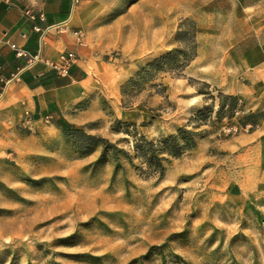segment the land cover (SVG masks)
I'll return each instance as SVG.
<instances>
[{"label": "rangeland", "instance_id": "rangeland-1", "mask_svg": "<svg viewBox=\"0 0 264 264\" xmlns=\"http://www.w3.org/2000/svg\"><path fill=\"white\" fill-rule=\"evenodd\" d=\"M128 2L81 28L96 57L81 82L29 107L0 99V264H264V171L236 143L264 112L155 64L193 27L196 51L198 35L264 36V0ZM179 128L194 146L147 174L134 138ZM72 130L97 140L81 149Z\"/></svg>", "mask_w": 264, "mask_h": 264}, {"label": "crops", "instance_id": "crops-1", "mask_svg": "<svg viewBox=\"0 0 264 264\" xmlns=\"http://www.w3.org/2000/svg\"><path fill=\"white\" fill-rule=\"evenodd\" d=\"M108 1L82 0L77 7L72 8L70 0H0L2 101L17 99L19 107H29V103L34 105L40 104L45 98L53 99V94L69 88L74 82H81L86 75L82 66L90 58H96L93 46L77 47L73 35L62 32L66 31L64 27L67 25L72 29L78 27L92 32L95 21L112 11L110 7L120 11L130 2L112 0L114 6H108ZM26 9L31 10L34 19L25 15ZM39 12H43L42 20L38 17ZM34 27L40 30L52 27L43 43L40 42V33L33 30ZM240 31H231L230 40L224 42L219 39L220 44L214 38L198 35L195 58L187 67L189 75L222 93L241 97L252 111L264 112V36L244 35ZM9 44L23 48L30 54L41 50L42 56L50 60L56 59L64 50H72L79 60L72 67L67 84L66 78L56 77L42 64L19 74L18 70L24 60L15 58ZM241 76H245V81L239 79ZM58 99L56 102L61 103L62 99ZM27 107L24 109L28 110ZM236 143L243 146L244 152L257 163L258 169L264 171V120L255 129L238 135Z\"/></svg>", "mask_w": 264, "mask_h": 264}, {"label": "trees", "instance_id": "trees-1", "mask_svg": "<svg viewBox=\"0 0 264 264\" xmlns=\"http://www.w3.org/2000/svg\"><path fill=\"white\" fill-rule=\"evenodd\" d=\"M188 40L190 41V47L186 50H176L170 53H167L164 57L156 61L155 64L161 63L163 61L167 62L169 67L168 71L181 72L183 68H186L189 63L195 58L196 55V30L191 28ZM188 42V41H187ZM66 84L69 83V79H65ZM226 102L232 106L235 102V97L220 94ZM220 106L219 108H221ZM246 121L251 123V126L255 128L258 125L259 120H264V113L249 114L245 118ZM70 138L81 148L86 149L89 146H92L93 143L97 140L93 136L84 134L80 130H72L68 134ZM194 134L186 130L185 128H179L176 134L169 135L165 138L158 140L156 143L148 141L144 136L135 137L132 144V150L134 152V158L140 162V164L145 167L147 174L153 176H161L164 172L165 156L171 158H178L183 150L190 149L194 146ZM103 144V153L107 152L109 148L114 151L113 156L116 159V153L119 151L117 148L109 144L106 140H99Z\"/></svg>", "mask_w": 264, "mask_h": 264}, {"label": "built area", "instance_id": "built-area-1", "mask_svg": "<svg viewBox=\"0 0 264 264\" xmlns=\"http://www.w3.org/2000/svg\"><path fill=\"white\" fill-rule=\"evenodd\" d=\"M70 1L72 3V8H75L80 4L82 0H70ZM25 15L28 16L30 19L35 18L34 15L31 14L30 9L25 10ZM38 17L42 20L43 12H39ZM49 29H52V27L47 28L46 30H40L37 27L33 28L35 32L40 33L41 43L44 42V38L46 34L49 32ZM53 29H57V27H53ZM70 33L73 35V38L75 40V45L77 47L85 46L86 34L83 32V30H81V28L71 29ZM9 47L13 51L15 58L24 60L23 66H21L18 70L19 74H21L25 70L32 69L38 64H42L47 69L52 71L56 77L69 78L72 67L75 66L79 60V57L72 50H64L60 54H58L56 59L50 60L42 56L41 50H39L34 54H30L29 52L25 51L23 48H20L14 44H9ZM3 93L4 90L0 92V99L2 98ZM50 119H51L50 115H46L43 118L44 122L46 123H48Z\"/></svg>", "mask_w": 264, "mask_h": 264}]
</instances>
